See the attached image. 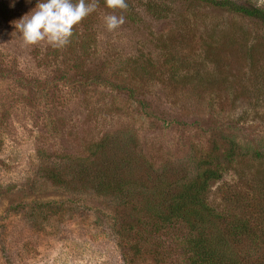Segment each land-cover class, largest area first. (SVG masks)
I'll use <instances>...</instances> for the list:
<instances>
[{
  "label": "rangeland",
  "instance_id": "374dc122",
  "mask_svg": "<svg viewBox=\"0 0 264 264\" xmlns=\"http://www.w3.org/2000/svg\"><path fill=\"white\" fill-rule=\"evenodd\" d=\"M38 2L0 0V264H188L185 224L161 223L140 189L114 197L42 168L125 129L155 167L186 161L189 173L224 162L230 137L264 147L263 26L195 0H127L109 32L98 0L67 47H26L15 25ZM260 165L234 163L210 205L231 209L225 193L247 190L239 175Z\"/></svg>",
  "mask_w": 264,
  "mask_h": 264
},
{
  "label": "trees",
  "instance_id": "16d2710c",
  "mask_svg": "<svg viewBox=\"0 0 264 264\" xmlns=\"http://www.w3.org/2000/svg\"><path fill=\"white\" fill-rule=\"evenodd\" d=\"M195 1L253 18L264 28V9L255 4ZM139 103L145 106L144 101ZM137 146L131 130L107 133L90 145L86 157H66L60 165L44 166L43 176L54 183L90 187L114 197L140 189L161 223L185 224L188 264H264V167L239 175L248 189L234 187L225 193L223 199L231 209L217 211L207 198L211 182L219 181L234 163L249 156L264 164V147H251L230 137L224 162L216 156L199 159L189 173L186 161L155 167Z\"/></svg>",
  "mask_w": 264,
  "mask_h": 264
},
{
  "label": "clouds",
  "instance_id": "9594fccd",
  "mask_svg": "<svg viewBox=\"0 0 264 264\" xmlns=\"http://www.w3.org/2000/svg\"><path fill=\"white\" fill-rule=\"evenodd\" d=\"M104 3L113 13L104 17L106 29L112 32L125 23V16L115 13L126 12L129 5L127 0H104ZM98 6V0H43L37 3L27 19L24 16L15 26L26 47L44 43L54 49H63L71 43L76 26ZM261 6H264V0L257 3V7Z\"/></svg>",
  "mask_w": 264,
  "mask_h": 264
}]
</instances>
